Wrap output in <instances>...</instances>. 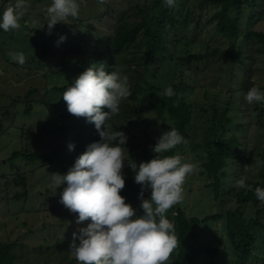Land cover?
<instances>
[{
  "label": "rangeland",
  "instance_id": "obj_1",
  "mask_svg": "<svg viewBox=\"0 0 264 264\" xmlns=\"http://www.w3.org/2000/svg\"><path fill=\"white\" fill-rule=\"evenodd\" d=\"M199 1L175 0L171 8L177 11L179 23L175 29L166 28L168 50L165 53L145 57L147 40L140 36L137 48H129L117 57L118 70L127 75L130 94L135 93L136 99L128 97L121 101L118 114L108 123L113 130L122 131L127 139L147 134L156 141L163 133L164 120L153 109L161 93L153 94L150 85L162 90L179 83L185 86L181 94L192 107L193 117L188 129L189 139L178 156L182 162L192 163L194 171L184 180L182 200L178 206L169 208L165 217L170 213L175 216V209L179 207L187 218L202 221L217 214L219 207L214 194L207 189L209 180L201 175L205 156L196 149L202 143L209 116L201 108L208 110L213 105L220 108L228 104L235 110L247 111L239 121L245 129V135L240 136L243 153L231 164L226 189L235 187L239 191L236 181L241 178L248 182L260 180L264 116L256 119L254 108L260 103H247L242 89L249 83L264 88V55L260 53L263 46L257 40L245 39L249 31L264 32V0H258V7L252 11L254 20H250L251 10L247 8L239 17L240 33L234 41L223 38L216 32L215 23H210L219 8L200 10ZM153 2L77 0L78 16L55 24L49 32L46 9L51 0H26L20 27L0 33V243L14 245L15 264H73L74 261L77 264L70 253V244L73 233L79 235L78 229L86 227L88 221L77 224V214L59 202L64 185H55L51 174L63 175L71 167L72 150L67 147L73 144L70 125L79 117L68 113L66 102L60 98L62 93L55 92L54 88L69 86L80 74L74 63L89 61L96 39L113 37L120 24L138 23L144 15H152ZM9 3L14 0H0V12ZM189 11L192 14L185 27ZM61 35L66 39L57 45ZM216 49L218 54L207 60L183 65L180 62L186 54H203ZM9 52H22L24 64L11 60ZM231 52L239 53L234 62L230 61ZM63 115L68 118L60 120ZM148 152L154 154L151 148ZM14 153L34 158H12ZM128 155L137 164L143 161L141 152L125 149L126 160ZM126 166L127 163L123 173ZM23 193L24 196L17 198ZM147 195L145 199L149 198L150 191ZM125 202L138 209L137 215L142 214L140 201L125 199ZM236 206L235 195L228 196L224 210ZM251 213V208L246 207L244 217L249 218ZM174 222L171 220L172 224ZM199 230L202 231L197 237V247L224 250L214 264H264V240L253 258L239 263L223 219L202 223ZM262 236L264 239V232ZM176 253L174 248L167 264ZM197 263L211 264L212 261L201 257Z\"/></svg>",
  "mask_w": 264,
  "mask_h": 264
},
{
  "label": "clouds",
  "instance_id": "obj_2",
  "mask_svg": "<svg viewBox=\"0 0 264 264\" xmlns=\"http://www.w3.org/2000/svg\"><path fill=\"white\" fill-rule=\"evenodd\" d=\"M162 2L171 8L175 0ZM25 3L26 0H14L0 12V30L20 27ZM78 11L77 0H51L46 9L49 32L55 24L69 17L76 18ZM65 39L61 35L57 45ZM8 56L18 64L25 62L22 52H9ZM172 94L171 87L163 93ZM129 95L127 75L119 70L106 72L104 64L100 63L74 78L60 97L66 102L68 113L94 124L101 138L88 145L65 174H51L55 185H64L59 202L77 214V224L88 221L86 227L78 229L79 235L73 233L70 244V253L77 264H167L177 245L174 226L165 213L182 200L184 180L194 171V165L182 162L177 155H166L177 145L186 143L185 138L170 127L150 146L155 154L152 159L137 164L129 155L127 160L124 158L127 136L113 130L108 121L118 114L121 101ZM244 100L249 104L264 103V91L254 85L245 93ZM67 147L71 151L74 146L69 143ZM125 163L134 173V182L140 186L138 199L142 214L139 215L120 195L125 186L122 171ZM236 184L240 188L250 187L243 178ZM145 191H150L147 199ZM252 191L257 200L264 203V189L257 186Z\"/></svg>",
  "mask_w": 264,
  "mask_h": 264
},
{
  "label": "trees",
  "instance_id": "obj_3",
  "mask_svg": "<svg viewBox=\"0 0 264 264\" xmlns=\"http://www.w3.org/2000/svg\"><path fill=\"white\" fill-rule=\"evenodd\" d=\"M258 5V0H200L197 7L200 10H205L217 6L219 10L211 17L210 23H215V30L219 35L229 41H234L240 33L239 17H241L247 8L251 10L250 20H254L255 15L252 11ZM179 6L183 5L179 4ZM152 10V15H144L138 23L120 24L116 28L113 37L101 36L99 39H96L89 61L76 62L74 63V67L82 73L89 67H96L97 64L103 63L106 72L118 70L117 57L129 48H137L140 36H143L147 40V47L144 52L145 57L154 58L165 53L168 50L165 35L166 28L175 29L179 23V15L177 11H174V8L167 7L162 0H154ZM191 14V11L187 14L184 22L185 27L188 26V19ZM2 31L0 30V33ZM245 39L249 42L257 40L263 46L260 53L264 55V32L249 31L245 35ZM218 52V49H216L203 54H186L180 58V62L182 65L201 62L215 56ZM238 54L231 52L230 61L234 62ZM248 59L250 60L251 57ZM114 66L115 68H113ZM254 85L257 86L254 83H249L242 91L246 93ZM65 88H54V91L62 93ZM182 88L185 89L182 83L172 85L173 94L171 96L163 95L166 88L162 90L157 85H150L149 90L152 93L155 92V94L161 93L160 99L157 105H153V109L156 111L157 116L164 120L162 122L163 132L169 130V127L175 128L187 140L189 139L188 129L192 122L193 113L192 107L181 94ZM260 90H264V88ZM29 97L30 95L27 94V98ZM129 98L135 100L136 94H130ZM104 110L107 111V109ZM201 110L208 113L209 116L202 143L196 146V149L202 151L205 156L201 175L209 180L207 189L214 194V200L217 201L219 209L217 214L205 217L202 221L195 217L187 218L185 212L179 207L175 209V216H172V213L169 214L170 216H166L170 222L171 220L175 221L173 226L177 236V245L175 247L177 253L171 259L170 264H198L197 261L201 257L210 258L211 264H214L215 258L224 254V250L209 246H204L203 248L197 247V237L199 232L202 231H198V229H200L202 223L222 219L224 220L225 230L232 251L237 262L242 263L254 257L258 245L264 240L262 236L264 232V203H260L252 191L257 186L264 189V154L261 159L260 180L256 182L245 181L246 185L250 186L247 189L240 188L239 191L235 187L226 189L227 179H229V174L232 170L231 164L238 160L241 153H243L240 136L243 137L245 135V129L243 125H239V121L242 116L246 115L247 111L243 108L235 110L234 107H230L228 104L220 108L213 105L208 110L205 108H201ZM30 111L28 109L27 113ZM254 111L256 119L261 120L264 116L263 104L260 103L255 106ZM67 118L68 115L59 117L60 120H66ZM70 130L74 146L71 158L72 166L75 159L86 150L88 145L99 141L101 138L94 124L86 122L84 117H79L78 120L73 122L70 125ZM155 143L156 141H153L145 134L138 139L135 137L127 139L124 147L129 151L141 152L143 161H148L155 155L148 152V149L151 148L150 146ZM184 145L185 143L177 145L175 148L169 150L166 155L178 156V152L182 150ZM20 156L29 160H33L34 158L31 155L20 153H14L12 158ZM123 174L125 186L122 189V196L130 201H139L138 193L140 192V186L134 182L133 171L129 166H126ZM21 182L25 184L23 178H21ZM24 195L25 193L18 195L17 198ZM232 195H235L236 208L224 210L227 197ZM146 197H148L147 191L144 193V198ZM179 203L175 204V206H178ZM246 207H250L252 210L249 218L244 217ZM133 208L138 213V209ZM76 243H79V241L76 240ZM13 247L14 245L12 244L0 243V264H15Z\"/></svg>",
  "mask_w": 264,
  "mask_h": 264
}]
</instances>
